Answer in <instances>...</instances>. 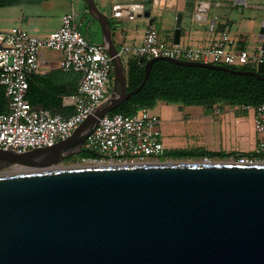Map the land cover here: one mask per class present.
Instances as JSON below:
<instances>
[{
    "label": "water",
    "instance_id": "1",
    "mask_svg": "<svg viewBox=\"0 0 264 264\" xmlns=\"http://www.w3.org/2000/svg\"><path fill=\"white\" fill-rule=\"evenodd\" d=\"M173 1L117 3L107 13L86 0L112 58L113 88L67 139L26 152L0 148V264H264V159L62 165L83 150L101 118L142 89L157 59L264 81V63L244 70L159 56L128 91L111 18L139 15L153 25L173 8L179 44L184 18L193 27L220 7L244 13L248 2ZM254 8L262 10L264 45V4Z\"/></svg>",
    "mask_w": 264,
    "mask_h": 264
},
{
    "label": "built area",
    "instance_id": "2",
    "mask_svg": "<svg viewBox=\"0 0 264 264\" xmlns=\"http://www.w3.org/2000/svg\"><path fill=\"white\" fill-rule=\"evenodd\" d=\"M83 23L76 11L65 13L62 24L48 36H38L21 26L7 31L0 29V86L5 88L8 106L0 113V148L26 152L43 146H53L67 139L74 130L106 100L112 91L114 65L107 46L91 41L82 31ZM262 40V39H261ZM50 49L61 54L63 70L81 72L75 92L63 96V104L71 106L68 114L34 106L27 99L29 78L40 73L41 52ZM124 63L132 56H167L181 60L218 65H251L255 69L264 63L261 41L253 53L239 48L237 41L224 31L209 46H181L160 38L159 30L149 25L142 43L118 49ZM255 130L263 138L255 148L264 152V102L254 107ZM160 115L144 106L131 115L108 113L100 119L83 144V150L96 157L83 159L91 164H129L170 161L168 148L160 129ZM211 159L205 157L203 160ZM260 159L257 156L232 158L241 162Z\"/></svg>",
    "mask_w": 264,
    "mask_h": 264
},
{
    "label": "crops",
    "instance_id": "3",
    "mask_svg": "<svg viewBox=\"0 0 264 264\" xmlns=\"http://www.w3.org/2000/svg\"><path fill=\"white\" fill-rule=\"evenodd\" d=\"M136 1L138 0H96V3L101 10L111 13L113 6L117 3ZM215 1L220 3L224 0ZM30 2L33 3L30 6L22 8V12L16 16L12 25H19L38 36L44 37L61 26L62 17L65 13L74 10L83 23L82 31L86 36L91 41L103 42L100 24L90 14L86 0H31ZM23 3L26 5L28 2L23 1L20 4L24 5ZM169 3L173 4L175 1L169 0ZM252 8H254V0H248L244 13L241 12L242 20L237 23L239 28L236 32H232L229 28L235 23L232 11L229 12L221 7L213 15L216 17L215 23H211L213 16H210L207 23L195 24L191 27L190 19L184 18L179 44L186 47L196 45L209 46L222 32L227 31L237 41L239 48H246L249 52L253 53L257 50L262 40L258 32L261 15L255 19L250 15H246V11H249V14H251L250 9ZM166 11L165 16L155 17L153 25L158 27L159 31H163L168 43H172L175 9L168 8ZM125 18H128L130 21L140 18L144 21L143 31L140 32V35H137L138 40L134 39V46L142 43L145 30L150 25L147 18L139 15L111 18L113 40L118 49L124 46L122 44L125 43L127 37L132 35L124 25V22L121 21ZM135 35L136 33L133 36ZM60 56L61 54L57 51L43 49L41 52V70L39 74L53 75L57 82L61 83L68 90H73L78 86L82 74L78 71L70 72L69 70H63L59 64ZM125 66L127 70V63ZM152 109L160 115L159 101ZM71 110V106L63 104L62 110L51 111L68 114ZM169 121L176 123V130L177 127L179 129V133L177 134L171 133L170 127L167 129L169 134L178 137L175 139V143H178L177 148L205 147L208 150L227 153L255 152L254 150L258 142L263 138L255 130L254 109H248L242 105H232L227 102H218L210 106L184 104V107L181 108L178 114H175L173 118L169 117ZM160 129L162 132L161 122ZM162 135L164 141V133ZM167 148L173 149L170 146Z\"/></svg>",
    "mask_w": 264,
    "mask_h": 264
},
{
    "label": "trees",
    "instance_id": "4",
    "mask_svg": "<svg viewBox=\"0 0 264 264\" xmlns=\"http://www.w3.org/2000/svg\"><path fill=\"white\" fill-rule=\"evenodd\" d=\"M31 0H0V6L18 4ZM139 57L132 56L127 60V90L136 89L145 76V62ZM232 69L255 70L254 66L226 65ZM70 72H76L69 70ZM68 90L56 81L53 75L36 74L29 78L27 99L34 106L60 111L63 107V96L75 92ZM161 101L181 102L185 105H213L218 102H227L232 105L258 106L264 102V81L253 75H239L202 66H187L165 59L153 62L150 74L142 89L125 100L111 113L131 115L144 106L153 107ZM8 106V97L5 88L0 86V113H5ZM166 155L173 159H230L242 156H257L264 159V152H223L212 151L205 147L173 148L166 151ZM96 157V153L82 150L69 158L83 159ZM65 159V160H66Z\"/></svg>",
    "mask_w": 264,
    "mask_h": 264
},
{
    "label": "rangeland",
    "instance_id": "5",
    "mask_svg": "<svg viewBox=\"0 0 264 264\" xmlns=\"http://www.w3.org/2000/svg\"><path fill=\"white\" fill-rule=\"evenodd\" d=\"M37 1V0H36ZM28 3L25 5H21L20 3L18 4H13V5H4V6H0V29L3 31H7L9 29H11L13 26H19V25H12L13 20H15L16 16H18L21 12H22V8H24L25 6H30L31 3L30 1H27ZM254 4L256 5H261L264 4V0H254ZM251 10V14H249V11H246V15H250L252 16L253 19H255L256 17L259 18V16L262 13L261 9L258 8H252ZM232 17L234 18L235 23L230 26L229 28L231 29L232 32H236L238 31V24L241 20H242V14H241V10L240 9H234L232 10ZM124 22V25L127 27V29L130 31V33L132 34L130 37H127L125 43H123L122 45L125 46H134L133 45V41L134 39H139L137 37V35H140V32L143 31V27H144V21L140 18H136L133 21L129 20L128 18H125L123 20H121ZM161 24V23H160ZM261 24V22H260ZM155 26V25H154ZM156 27V26H155ZM158 29V27H156ZM259 28L258 27V32H259ZM136 33L135 36H133ZM160 33V38L164 41H167L165 38V34L163 33V31H159ZM258 34V33H257ZM138 43V41H137ZM136 44L135 46L140 45ZM124 61H126V58H124ZM158 103V102H157ZM184 107V104H182L181 102H167V101H161L159 100V110H160V117H161V127H162V133H164V144L166 147L170 146L173 148H177L178 143H175V139L178 137H175L171 134H169V131L167 130L168 127H170V131L171 133H179V129L177 127L176 130V123H173V121H169V117L173 118V116L175 114H178V112L181 110V108ZM165 126V127H163ZM258 134V133H257ZM180 135V134H179ZM176 145V146H175ZM174 161L177 160H189V159H173ZM192 160V159H190ZM200 160V159H197ZM86 164H91L88 161H80L77 158H69L66 159L62 162V165H86Z\"/></svg>",
    "mask_w": 264,
    "mask_h": 264
},
{
    "label": "flooded vegetation",
    "instance_id": "6",
    "mask_svg": "<svg viewBox=\"0 0 264 264\" xmlns=\"http://www.w3.org/2000/svg\"><path fill=\"white\" fill-rule=\"evenodd\" d=\"M65 160V159H64Z\"/></svg>",
    "mask_w": 264,
    "mask_h": 264
}]
</instances>
